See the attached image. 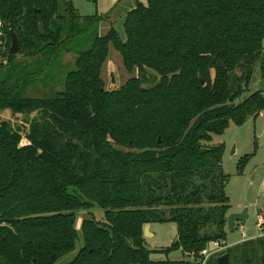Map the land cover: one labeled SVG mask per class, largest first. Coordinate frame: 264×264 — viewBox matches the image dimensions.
<instances>
[{
  "label": "trees",
  "instance_id": "16d2710c",
  "mask_svg": "<svg viewBox=\"0 0 264 264\" xmlns=\"http://www.w3.org/2000/svg\"><path fill=\"white\" fill-rule=\"evenodd\" d=\"M126 15L122 42L116 29L94 32L103 18L71 0H0V264H59L81 237L67 264H201L210 244H226V147L207 144L264 112L262 89L240 101L257 65L264 78V0H136ZM81 38L62 90L26 97ZM111 48L137 72L117 90L102 79ZM148 72L160 79L147 85ZM164 223L178 238L161 253L192 261L153 260L144 229ZM263 248L264 237L225 254L261 264Z\"/></svg>",
  "mask_w": 264,
  "mask_h": 264
},
{
  "label": "rangeland",
  "instance_id": "374dc122",
  "mask_svg": "<svg viewBox=\"0 0 264 264\" xmlns=\"http://www.w3.org/2000/svg\"><path fill=\"white\" fill-rule=\"evenodd\" d=\"M71 1L77 12L83 18H103L98 24H94V32H97L100 36H105L112 29H116L117 23L124 15H126V12L130 11L135 6L136 3V0H97V3H95V0ZM146 1L147 0H140V2L143 3H146ZM82 37L86 38L87 36L84 34ZM83 38L75 39V41L68 46V48L73 50L70 53H62L55 63H53L52 67H50L49 75L44 80L45 83H50V85L45 87L42 83H39L37 86L31 87L27 90L26 97L45 98L53 95L56 91L62 90V80L64 76L67 72L72 71L75 68L77 52L85 48L87 41ZM33 61L34 59H28L24 56L17 57V62L32 63ZM57 67L60 68L57 69ZM152 73H147L149 81L147 85H150L154 75L160 79L156 73L154 75ZM136 76L137 72L130 74L126 70L120 53L111 48L108 60L102 69V79L105 88L107 90H117L129 79ZM261 81L262 74L259 65H257L250 84V90L249 92L244 93L240 101L251 93L261 89ZM1 117L3 120L11 121L13 125L20 124L24 121L23 116L16 119L9 112L2 113ZM221 144H224L226 147L222 158V170L224 175L228 178L225 193L230 201L229 215L242 213L248 208L249 219L238 223L234 231H231L227 225L226 244L224 246L210 244L207 252L208 254H206V258L201 264H215V258L224 255L229 248L240 247L245 244V242L264 237L259 236L263 234V231L258 227V225H260L259 214H262V216L264 215V112L262 116L250 117L242 126H236L234 123H231L230 127L223 135H213V142L207 144V146H218ZM245 157H249L250 159L243 171H239L241 161ZM250 186H253L252 203H249L248 201ZM92 213L97 220H102L104 211L98 208L94 209ZM87 217V212H81L78 214V229H80L82 222ZM150 233L152 237H145L147 240L146 248L155 252L152 256L154 261L170 260L173 262H180L184 260H193L187 255H184L181 250L171 252L168 255L161 253L162 251L171 248L177 241L178 229L176 224H153ZM82 246L83 240L81 237L77 243L76 251L60 260L59 264H67L71 262ZM258 255L262 256V253L258 251Z\"/></svg>",
  "mask_w": 264,
  "mask_h": 264
},
{
  "label": "water",
  "instance_id": "95a60500",
  "mask_svg": "<svg viewBox=\"0 0 264 264\" xmlns=\"http://www.w3.org/2000/svg\"><path fill=\"white\" fill-rule=\"evenodd\" d=\"M128 20V16L125 15L122 17V19L117 23L116 25V31L121 39L122 42H126V31H125V26ZM39 29L41 32V35L44 36L45 31L43 28V25L40 24L39 25ZM11 37H12V45H11V49H10V55L11 56H15L18 54L19 51V40L16 36V34L14 33V31L11 29ZM201 85L204 86V81L201 80ZM245 89V87H243ZM260 88L262 90H264V78L262 79V81L260 82ZM160 141V140H159ZM203 153L207 152L206 149L202 150ZM249 203H252V195H253V186H250L249 188ZM249 219V210L248 208L245 209L242 213H237V214H231L229 215L228 219H227V225L228 228L231 231H234L238 225V223L247 221ZM144 235L145 237L150 236V226L147 225L144 229ZM216 264H231L230 263V256L228 254H224L218 258H216ZM262 264H264V256L262 259Z\"/></svg>",
  "mask_w": 264,
  "mask_h": 264
},
{
  "label": "crops",
  "instance_id": "0c3cea01",
  "mask_svg": "<svg viewBox=\"0 0 264 264\" xmlns=\"http://www.w3.org/2000/svg\"><path fill=\"white\" fill-rule=\"evenodd\" d=\"M263 114V113H262ZM262 114H261V116H262ZM262 222V228H261V231H263V234H261V235H259V236H264V215L262 216V214L260 215L259 214V223H261ZM153 225V224H152ZM152 225H149L150 226V232H151V230H152ZM243 228V227H242ZM150 237H152L151 236V233H150ZM146 242H147V240H146Z\"/></svg>",
  "mask_w": 264,
  "mask_h": 264
},
{
  "label": "built area",
  "instance_id": "2783aa9c",
  "mask_svg": "<svg viewBox=\"0 0 264 264\" xmlns=\"http://www.w3.org/2000/svg\"><path fill=\"white\" fill-rule=\"evenodd\" d=\"M258 227H259V229L262 228V222L260 223V225H258ZM215 244H217L218 246H221V245L218 244V243H215ZM207 252H208V251H207ZM207 252L204 253V258H203L202 262L205 260V258H206V254H208ZM202 262H201V263H202ZM204 264H205V263H204Z\"/></svg>",
  "mask_w": 264,
  "mask_h": 264
},
{
  "label": "flooded vegetation",
  "instance_id": "af4514ba",
  "mask_svg": "<svg viewBox=\"0 0 264 264\" xmlns=\"http://www.w3.org/2000/svg\"><path fill=\"white\" fill-rule=\"evenodd\" d=\"M263 256H264V248H263V251H262L261 264H262ZM218 257H220V256H218ZM218 257H216V258H218ZM216 258H215V260H216ZM215 263H216V261H215Z\"/></svg>",
  "mask_w": 264,
  "mask_h": 264
}]
</instances>
